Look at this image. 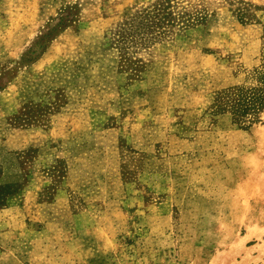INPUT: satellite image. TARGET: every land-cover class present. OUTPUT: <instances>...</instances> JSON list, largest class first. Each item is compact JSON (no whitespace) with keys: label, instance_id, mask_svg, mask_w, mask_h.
<instances>
[{"label":"rangeland","instance_id":"374dc122","mask_svg":"<svg viewBox=\"0 0 264 264\" xmlns=\"http://www.w3.org/2000/svg\"><path fill=\"white\" fill-rule=\"evenodd\" d=\"M0 0V264H264V0Z\"/></svg>","mask_w":264,"mask_h":264},{"label":"trees","instance_id":"16d2710c","mask_svg":"<svg viewBox=\"0 0 264 264\" xmlns=\"http://www.w3.org/2000/svg\"><path fill=\"white\" fill-rule=\"evenodd\" d=\"M234 13L237 19L242 23H248L255 20V17L247 14V3L243 0H233ZM170 5V0H163L154 10L155 19L158 22H166L173 25L190 27L203 22L204 18L201 14L193 16H180L178 19L172 16L170 11H166ZM257 79L259 84L257 86H233L222 91L217 92L212 108L215 113L228 114L233 123L240 128L247 129L254 123L259 121L261 112L264 111V70L258 71ZM2 167L0 166V209L7 206L9 199L17 193L19 187L16 184H4L1 181Z\"/></svg>","mask_w":264,"mask_h":264}]
</instances>
